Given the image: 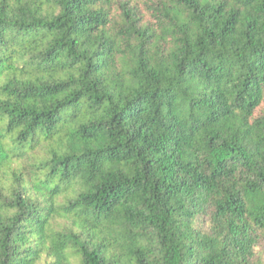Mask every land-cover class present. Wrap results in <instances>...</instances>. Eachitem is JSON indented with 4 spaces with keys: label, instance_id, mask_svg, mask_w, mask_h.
Returning a JSON list of instances; mask_svg holds the SVG:
<instances>
[{
    "label": "trees",
    "instance_id": "16d2710c",
    "mask_svg": "<svg viewBox=\"0 0 264 264\" xmlns=\"http://www.w3.org/2000/svg\"><path fill=\"white\" fill-rule=\"evenodd\" d=\"M264 0H0V264H264Z\"/></svg>",
    "mask_w": 264,
    "mask_h": 264
},
{
    "label": "rangeland",
    "instance_id": "374dc122",
    "mask_svg": "<svg viewBox=\"0 0 264 264\" xmlns=\"http://www.w3.org/2000/svg\"><path fill=\"white\" fill-rule=\"evenodd\" d=\"M257 255H259L260 261H264V246L257 248Z\"/></svg>",
    "mask_w": 264,
    "mask_h": 264
}]
</instances>
